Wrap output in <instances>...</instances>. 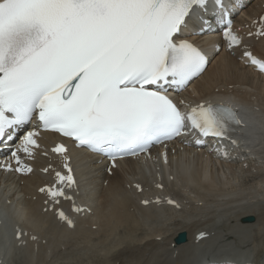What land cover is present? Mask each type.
I'll return each instance as SVG.
<instances>
[{
	"label": "snow or ice",
	"instance_id": "snow-or-ice-1",
	"mask_svg": "<svg viewBox=\"0 0 264 264\" xmlns=\"http://www.w3.org/2000/svg\"><path fill=\"white\" fill-rule=\"evenodd\" d=\"M208 2L0 0V139L34 114L45 130L113 159L178 136L186 126L201 136L226 139L240 123L230 107L197 104L182 112L167 94L169 87L186 88L209 62L183 36L188 20ZM212 2L227 25L224 39L230 47L239 44L224 0ZM243 55L264 72V61L247 51ZM36 135L29 132L17 151L31 157L39 147ZM52 152L60 155L66 172L55 171L54 184L40 191L58 204L61 197L73 199L65 189L76 182L66 147L57 145ZM11 155L16 171L32 172L16 151ZM73 211L83 209L74 205ZM57 215L73 226L63 211ZM21 235L18 230L17 239Z\"/></svg>",
	"mask_w": 264,
	"mask_h": 264
},
{
	"label": "bare ground",
	"instance_id": "bare-ground-1",
	"mask_svg": "<svg viewBox=\"0 0 264 264\" xmlns=\"http://www.w3.org/2000/svg\"><path fill=\"white\" fill-rule=\"evenodd\" d=\"M241 2L245 9L236 27L246 26L264 11V0ZM190 23L197 25L194 20ZM218 39L217 34L193 37L204 47ZM248 45L264 59V41ZM208 53L212 62L187 95L198 100L229 96L252 113L242 112L246 128L235 136L244 146L245 161L218 163L204 151L184 148L182 152L183 145L174 144L165 168L158 161H126L108 176L98 158L72 150L79 200L92 211L72 230L60 228L41 214L43 200L36 190L45 178L35 173L15 181L0 173V264H201L226 259L260 264L264 260V173L260 167L264 160V76L231 53ZM27 123L19 125L20 129ZM35 125L30 123L29 128ZM53 137L58 141L57 134H44L42 139L50 142ZM38 163L48 161L39 157ZM133 182L148 192L156 184L165 185L181 209L140 207L129 187ZM34 196L37 201L31 200ZM14 229L28 233L22 240L27 242L25 247L14 242ZM199 230L209 238L195 244ZM180 233L187 235L184 244L177 243ZM33 236L37 240L30 242ZM77 245L83 246L79 254L72 250Z\"/></svg>",
	"mask_w": 264,
	"mask_h": 264
},
{
	"label": "water",
	"instance_id": "water-1",
	"mask_svg": "<svg viewBox=\"0 0 264 264\" xmlns=\"http://www.w3.org/2000/svg\"><path fill=\"white\" fill-rule=\"evenodd\" d=\"M245 223L247 222H250V219H245L244 220ZM186 235L185 234H180L178 237H177V243L178 244H184L186 242Z\"/></svg>",
	"mask_w": 264,
	"mask_h": 264
},
{
	"label": "rangeland",
	"instance_id": "rangeland-1",
	"mask_svg": "<svg viewBox=\"0 0 264 264\" xmlns=\"http://www.w3.org/2000/svg\"><path fill=\"white\" fill-rule=\"evenodd\" d=\"M72 250L74 251L73 253L75 254H79L82 252L83 250V246L82 245H77V246H72ZM76 258H78V256H76Z\"/></svg>",
	"mask_w": 264,
	"mask_h": 264
}]
</instances>
